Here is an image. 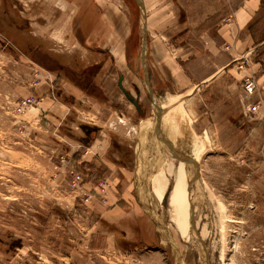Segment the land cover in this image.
I'll list each match as a JSON object with an SVG mask.
<instances>
[{
  "label": "rangeland",
  "instance_id": "374dc122",
  "mask_svg": "<svg viewBox=\"0 0 264 264\" xmlns=\"http://www.w3.org/2000/svg\"><path fill=\"white\" fill-rule=\"evenodd\" d=\"M86 1L0 0V264H264L262 110L222 93L232 75L213 54L196 70L218 74L205 94L187 70L186 85L177 73L160 79L136 0H94L122 29L102 21L96 46L79 41L73 13ZM259 14L264 28L263 4ZM142 67L159 84L150 97ZM120 74L127 91L139 89L144 117ZM169 159L185 163L187 235L170 221V181L160 200L151 194V172Z\"/></svg>",
  "mask_w": 264,
  "mask_h": 264
},
{
  "label": "crops",
  "instance_id": "0c3cea01",
  "mask_svg": "<svg viewBox=\"0 0 264 264\" xmlns=\"http://www.w3.org/2000/svg\"><path fill=\"white\" fill-rule=\"evenodd\" d=\"M218 1L223 2L224 13H218V8H215L214 2L209 0H141L145 14L144 24L147 36L148 38L157 39L152 47L155 48L154 51L158 54L156 58L154 57V62L162 70V75L159 74L160 79L164 75L171 77L172 73H177V79L180 78L178 83L186 85V82L181 83V79L188 82L189 77L184 71L187 70L191 75L197 77L198 81H196L194 87H203V92L201 93L205 94L208 86L213 84L218 74L209 72V70L207 73L203 71L197 76L196 70L201 69L200 67L202 66L209 65L207 63L208 60L211 59L213 62V58L216 57L218 58L217 63L221 64L220 67L226 68V73L232 75L228 76L231 79L228 78L224 82L222 93L226 97H236L237 104L239 102L241 104V110L244 109L245 104H248V106L257 104L255 113L262 110L260 115L264 116V63L262 64V60L259 59L260 62L254 55V51L264 43V28L259 25V9L262 6V0ZM86 3L81 9H78L76 5L77 8L73 14L77 12V16H74L72 20L75 21L78 31H82V42L84 44H89L90 42L91 45L96 46L93 43V39L96 38L102 21L108 22L115 33L118 34L119 29L121 30L122 28L117 25V21L109 17V8L108 11L106 10V14H103L102 11L100 12V8L94 4V0L86 1ZM228 7H231V11L227 10ZM94 10H98L97 15ZM149 10H151L150 15L148 13ZM69 24L70 21H68L67 25ZM61 26L60 30L68 29L65 24H61ZM161 36L168 38L170 43L162 42L159 38ZM151 42L152 40H148L149 44ZM222 44L229 45L231 48L227 52L221 53L219 50L221 47L219 48V46ZM170 52L172 53L171 56L169 55ZM212 54L216 56L213 57ZM207 55L209 57H206ZM247 55L250 63L245 67L243 66L244 68L239 71L234 70V62L238 64L240 59ZM219 59L222 60L220 61ZM142 69L145 71L143 75L148 85L146 88L150 90L153 87L152 89L154 90L156 87V91L160 92L159 84L157 86L154 83L149 85L146 69L145 67H142ZM254 74L259 92L254 95L255 100L253 102L245 103L244 96L248 97L251 95H246L244 91L239 90L238 82L245 76H254ZM162 89L164 91V88ZM196 91H198L197 88ZM243 93L244 95H242ZM211 94L210 92L209 99ZM192 95V92L188 94L190 101L194 98ZM200 100H202V96ZM198 102V100H194L192 105H190V112L193 115L198 114V109H200ZM140 183L142 187L144 182ZM143 195L142 188L140 195L134 192V196L137 199L138 196Z\"/></svg>",
  "mask_w": 264,
  "mask_h": 264
},
{
  "label": "bare ground",
  "instance_id": "6f19581e",
  "mask_svg": "<svg viewBox=\"0 0 264 264\" xmlns=\"http://www.w3.org/2000/svg\"><path fill=\"white\" fill-rule=\"evenodd\" d=\"M144 28H145V24H144ZM169 116L173 118L174 113L171 112ZM182 160L180 159L178 161L177 159V162H174V159L173 160L169 159L168 163L166 164L165 169L156 167L154 168V170L151 172V175H150L151 176L150 183L152 187L151 194L157 200H160L163 197L166 183L168 180L170 181L171 189H170V194L168 198V203H170L173 206V211L170 212V221L173 223V225L178 230L180 235L187 233L188 226L190 224V219L187 218V212H188L187 210V206H188L187 190L188 188L187 187L188 186L186 185L187 179H185L187 172H186V168L184 165L185 163L183 164Z\"/></svg>",
  "mask_w": 264,
  "mask_h": 264
},
{
  "label": "flooded vegetation",
  "instance_id": "af4514ba",
  "mask_svg": "<svg viewBox=\"0 0 264 264\" xmlns=\"http://www.w3.org/2000/svg\"><path fill=\"white\" fill-rule=\"evenodd\" d=\"M80 41H82V38H80ZM99 50H101V49H99ZM98 52V51H97ZM100 52V51H99ZM102 52H105V54H107L106 52L107 51H105V50H102ZM112 58V57H111ZM99 65V64H98ZM142 71L144 72V70L142 69ZM122 75V74H121ZM120 76V75H119ZM119 76H118V79H117V86H118V88L120 89V87H119ZM122 81H123V75H122V80H121V84H122ZM122 87H123V84H122ZM124 88V87H123ZM153 87H151L150 88V90H148L147 88L145 89V92H146V95L148 96V97H150V95H152V91H153V93H156V91H154L153 89H152ZM125 89V88H124ZM121 90V89H120ZM126 90V89H125ZM147 90V91H146ZM127 91V90H126ZM135 95H133V94H131L129 91V94L135 99V100H137V103H138V106H139V109H137L136 107H135V105L134 104H132L131 102V104L133 105V107H134V112H135V114H136V116L138 117V118H141V117H144L145 115H146V108H145V105L142 103V101L140 100V91H139V89L137 88V87H135ZM149 91L151 92V93H149ZM123 93V92H122ZM153 96V95H152ZM127 99V98H126ZM151 106H152V104H151ZM152 109V108H151ZM153 110V115H155L156 113H157V109L156 108H153L152 109ZM94 127L92 126V127H89V126H87V127H85L84 128V130H85V133L87 134V135H89V133L91 132H93L94 130Z\"/></svg>",
  "mask_w": 264,
  "mask_h": 264
},
{
  "label": "built area",
  "instance_id": "2783aa9c",
  "mask_svg": "<svg viewBox=\"0 0 264 264\" xmlns=\"http://www.w3.org/2000/svg\"><path fill=\"white\" fill-rule=\"evenodd\" d=\"M247 58H248V55L243 56V58L240 59V60H242V62L239 63L240 68H243L244 64L247 62ZM242 87H243V91L246 95L253 94L257 88V82H256L254 76L253 75L245 76L242 79ZM23 102H25V101H23ZM257 106H258L257 104H253L252 106H250V108L248 107L247 109L249 112L253 113L257 109Z\"/></svg>",
  "mask_w": 264,
  "mask_h": 264
},
{
  "label": "water",
  "instance_id": "95a60500",
  "mask_svg": "<svg viewBox=\"0 0 264 264\" xmlns=\"http://www.w3.org/2000/svg\"><path fill=\"white\" fill-rule=\"evenodd\" d=\"M137 3H138V6L140 8V16H141V38H142V47L143 45H145V29H144V18H145V14H144V11H143V8H142V2L141 0H136ZM143 58H144V54H142ZM145 72V71H144ZM121 80H122V75L120 74L119 76V87L121 89V91L123 92L124 96L132 103L135 105V107L137 109H139V106H138V103H137V100H135L130 94L128 91H126L123 87H122V84H121ZM154 220V219H153Z\"/></svg>",
  "mask_w": 264,
  "mask_h": 264
},
{
  "label": "trees",
  "instance_id": "16d2710c",
  "mask_svg": "<svg viewBox=\"0 0 264 264\" xmlns=\"http://www.w3.org/2000/svg\"><path fill=\"white\" fill-rule=\"evenodd\" d=\"M262 4L264 5V1L262 2ZM257 50H258V53H259V54H262V56L264 57V43H263L261 46H259V47L257 48ZM96 65H97V64H96ZM89 66H90V65H88V66H86V67L90 68ZM88 70H89V69L84 68V69L81 71V73H82L83 75H85V74L87 73Z\"/></svg>",
  "mask_w": 264,
  "mask_h": 264
}]
</instances>
